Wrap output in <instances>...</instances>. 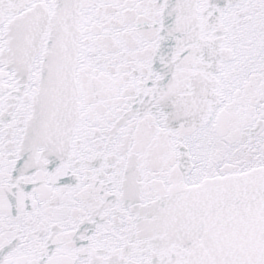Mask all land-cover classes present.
Masks as SVG:
<instances>
[{
	"label": "snow or ice",
	"instance_id": "6c2138e0",
	"mask_svg": "<svg viewBox=\"0 0 264 264\" xmlns=\"http://www.w3.org/2000/svg\"><path fill=\"white\" fill-rule=\"evenodd\" d=\"M0 264H264V0H0Z\"/></svg>",
	"mask_w": 264,
	"mask_h": 264
}]
</instances>
